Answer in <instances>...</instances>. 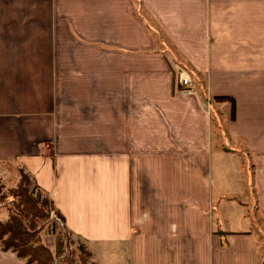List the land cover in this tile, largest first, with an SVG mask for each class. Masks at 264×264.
<instances>
[{
	"label": "crops",
	"instance_id": "0c3cea01",
	"mask_svg": "<svg viewBox=\"0 0 264 264\" xmlns=\"http://www.w3.org/2000/svg\"><path fill=\"white\" fill-rule=\"evenodd\" d=\"M214 138L264 219V0H0V171L31 177L92 264H259L253 220L217 218L248 205L224 168L214 185Z\"/></svg>",
	"mask_w": 264,
	"mask_h": 264
},
{
	"label": "trees",
	"instance_id": "16d2710c",
	"mask_svg": "<svg viewBox=\"0 0 264 264\" xmlns=\"http://www.w3.org/2000/svg\"><path fill=\"white\" fill-rule=\"evenodd\" d=\"M140 10L139 6V15ZM148 26L154 36L159 38L161 33L153 29L152 26ZM173 58L176 64L185 66L174 55ZM213 100L230 104L232 120H235L236 102L232 97H215ZM19 172L20 180L16 187L5 191L4 185H0V203L6 204L7 201L12 203L7 208L8 218L0 220V249L16 254L26 264H55V261L63 254L67 241L59 223L55 220L50 222L49 210L55 207L24 170ZM57 214L63 222L62 216L58 212ZM49 223H52V232L49 233L56 236L55 254L43 243L41 238L42 232L49 228ZM216 233L222 236L228 234L220 229ZM80 252L84 264H92L93 255L83 243L80 246Z\"/></svg>",
	"mask_w": 264,
	"mask_h": 264
},
{
	"label": "rangeland",
	"instance_id": "374dc122",
	"mask_svg": "<svg viewBox=\"0 0 264 264\" xmlns=\"http://www.w3.org/2000/svg\"><path fill=\"white\" fill-rule=\"evenodd\" d=\"M170 52L180 61L181 64L185 65L186 62H184V60L182 59V57L179 55L177 51H170ZM173 62L176 64V62L174 61V58H173ZM224 135H225V139H227L226 142L229 148L232 147V145L229 142L230 139L227 137L226 134ZM218 144L219 143L214 138V141H213V159H214V165H215L214 170H213L214 185L216 186L215 182L218 176H223L220 172L221 169L219 168L220 167L224 168L228 172V181H227L228 189H224L225 190L224 192H226L227 194H231V196L238 198L240 201H243L244 203H247L248 205V206H244L236 202H230L231 204H229V206H225L226 204H223L220 210L221 212L218 211L219 209V206H218L216 210V215H217V218L220 220V226L222 228L227 227V228H232L234 230H241L244 228L243 227L244 222H246L247 224H251L253 220L251 230L253 232V235L255 237L256 244H257L259 264H264V219L260 217V215L257 212H255V208H254L255 200L253 202V199H255V194H254L255 192L254 190H252L251 197H250V199H252V202L251 200L248 202V198H249L248 191L246 190L244 194L245 197H243V194H240V193L243 192L244 190L243 188H240V186L238 185V180L235 181L234 176H233L232 180L229 181V175L230 174L234 175L235 169L233 166H229L226 161L224 163H220L222 159H224V156L222 155V153H220ZM230 167L233 170H230L229 169ZM252 170L253 169L251 166L249 168L250 175H252ZM13 173L8 175L0 171V185H4L5 191H7L6 189L14 188V184L16 182V178L18 177V174L16 170ZM242 182H243V187L244 186L246 187L245 185L246 181H245L244 176L242 178ZM240 195H242V197ZM214 200H216L215 197H214ZM10 204L12 203L9 201H7L6 204L0 203V220H6L8 218L7 208H8V205ZM49 218H50V222L55 220L59 223L60 229L64 231L65 239L67 240L65 243L64 252L63 254H61L59 259L55 261V264H84L83 257L80 252V246L83 242L79 238L71 234L66 229L63 222L59 219L57 210L55 208L49 210ZM48 225H49V228L42 232L41 238L44 244L47 241L49 243L52 242L54 244L53 246L54 249L52 250V252L55 254L56 253V236H53L52 234H50L52 232L51 230L52 223H49ZM119 259L121 260V258ZM106 262L107 264H111L112 258L109 256L106 257Z\"/></svg>",
	"mask_w": 264,
	"mask_h": 264
},
{
	"label": "built area",
	"instance_id": "2783aa9c",
	"mask_svg": "<svg viewBox=\"0 0 264 264\" xmlns=\"http://www.w3.org/2000/svg\"><path fill=\"white\" fill-rule=\"evenodd\" d=\"M177 84L181 90V93L183 95H193V84H192V78L191 75L183 70V69H179L177 72ZM60 221V220H59Z\"/></svg>",
	"mask_w": 264,
	"mask_h": 264
}]
</instances>
